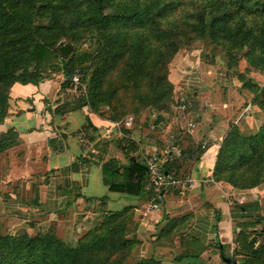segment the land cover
I'll use <instances>...</instances> for the list:
<instances>
[{
	"label": "trees",
	"instance_id": "obj_1",
	"mask_svg": "<svg viewBox=\"0 0 264 264\" xmlns=\"http://www.w3.org/2000/svg\"><path fill=\"white\" fill-rule=\"evenodd\" d=\"M62 40L73 44L67 57L57 50ZM196 41H207L221 50L227 68L253 93L261 115L255 131L239 126L230 129L221 143L213 178L233 191L257 188L264 183V85L251 74L264 75V0H0V127L15 84L37 86L56 73L64 80L58 105L48 108L53 117L86 106L114 122L133 115L134 129L150 126L151 113L157 114V122L161 112H176L172 104L181 100L170 80V69L179 53ZM210 53L216 61V52ZM241 61L243 72L239 71ZM75 74L80 77L76 97ZM85 128L94 131L90 124ZM4 131L0 154L20 143L15 127ZM117 142L127 162L102 157L104 183L112 192L152 196L144 160L128 154L137 145L127 138ZM201 152L190 140L180 156L163 162L164 172L180 178V168ZM159 157L163 159L162 153ZM91 161L79 156L72 170L79 171ZM107 199H90L100 201L101 213L94 227L75 242L61 238L54 228L32 233L20 227L12 232L0 218V264H169L157 255L130 263L129 257L140 244L136 236L139 219L133 208L108 210ZM236 209L234 252L222 253L223 259H230L227 264H264L260 200L237 204ZM189 217L169 219L157 239L183 237ZM180 259L183 264L201 263L189 251H182Z\"/></svg>",
	"mask_w": 264,
	"mask_h": 264
},
{
	"label": "crops",
	"instance_id": "obj_2",
	"mask_svg": "<svg viewBox=\"0 0 264 264\" xmlns=\"http://www.w3.org/2000/svg\"><path fill=\"white\" fill-rule=\"evenodd\" d=\"M215 60L211 61L203 49L181 51L169 76L181 100L172 104L176 112H161L157 122V114L151 113L150 126L141 129L133 128V119L129 125L117 126L86 106L53 117L48 108L58 105L61 85L54 80L37 86L15 84L8 115L0 127V134L15 127L20 140L5 153L8 171L0 176V218L8 230L15 232L19 226L32 223V229H56L62 238L64 233L81 235L101 213L100 201L90 199L107 197L108 210L133 208L139 219L136 236L140 244L130 263L157 255L171 264L180 259L182 251H189L199 256L200 264H227L222 253L229 256L234 252L236 205L259 199L263 209L264 190L233 191L216 182L213 171L230 129L239 126L255 131L261 115L253 103V93L227 68L224 57ZM244 69L240 64L239 71ZM251 76L264 84V75L254 72ZM182 101L188 105L185 112L178 108ZM87 124L94 131L86 130ZM121 138L137 145V150L128 154L140 160L156 152L162 153L164 161L174 159L190 140L200 146L201 154L192 155L187 166L180 168V178H191L192 186L165 190L161 209L143 216V206L153 198L150 194L141 197L112 192L103 181L102 157L114 156L127 162V154L117 142ZM79 156L92 161L74 171L72 163ZM183 215L190 216L183 237L157 239L169 219ZM177 264H183L182 259Z\"/></svg>",
	"mask_w": 264,
	"mask_h": 264
},
{
	"label": "built area",
	"instance_id": "obj_3",
	"mask_svg": "<svg viewBox=\"0 0 264 264\" xmlns=\"http://www.w3.org/2000/svg\"><path fill=\"white\" fill-rule=\"evenodd\" d=\"M73 82L76 85L80 84V77L79 74H75L73 76ZM179 109L182 110V112L186 111V104H182L178 106ZM131 120L126 121V125H129ZM117 126H121L119 122H115ZM190 127H194V125L190 124ZM205 147V145H203ZM148 175H149V186L153 192L152 201H150L148 204L144 205L141 213L143 216H148L156 211H159L161 209V201L163 194L165 190L167 189H182L185 190L186 188L192 186L193 180L191 178H175L167 175L162 167V164L164 162L163 159H160L159 153H152L144 160Z\"/></svg>",
	"mask_w": 264,
	"mask_h": 264
},
{
	"label": "rangeland",
	"instance_id": "obj_4",
	"mask_svg": "<svg viewBox=\"0 0 264 264\" xmlns=\"http://www.w3.org/2000/svg\"><path fill=\"white\" fill-rule=\"evenodd\" d=\"M193 49H203V51H205L206 52V54H207V56H208V58L211 60V61H213V57H210L211 56V51H215L216 52V54H217V59L219 58V57H221V55L223 56V53L221 52V50L219 49V48H213L212 46H210V44L207 42V41H196L191 47H188V48H186V49H183L182 51H184V50H193ZM224 57V56H223ZM225 61V60H224ZM240 64H244L245 65V63H244V61H241V63ZM51 80H54L55 82H57V85L59 86V85H61V83H62V81L64 80V77H63V75L62 74H55L54 76H53V78L51 79ZM26 85H29V84H26ZM32 85H34V84H32ZM262 85H264V84H262ZM83 88V90L85 89V87H82ZM11 92V91H10ZM59 93V92H58ZM58 93H57V96H58ZM80 94V91L78 90V86L77 85H74V93H73V95H74V97H76L77 95H79ZM55 95V94H54ZM9 96H10V94H9ZM54 97V96H53ZM133 115H129V116H127L125 119H123L122 121H119V123L121 124V125H125V123H126V121H129V120H132L133 119ZM1 131V130H0ZM246 132H249V131H246ZM9 161V158H8V156H6L5 154H0V176L3 178L4 176H5V174H7V162ZM259 187H261L263 190H264V183L262 184V185H260ZM262 203H263V211H264V194H263V199H262ZM7 227V226H6ZM23 227H27L28 229H29V231L30 232H37L38 231V229L36 230V229H32V227H29L28 225H25V226H23ZM94 227V225L90 228V229H92ZM20 228V226L17 228V229H19ZM7 229H8V227H7ZM58 234V233H57ZM77 234V236H76V238L74 237V238H72V236H75ZM76 234H74V233H72V234H67V233H64V238H66L65 240L66 241H69V242H75L81 235H83L82 234V232H81V235L79 234V233H76ZM80 235V236H79ZM60 236V235H59ZM62 238V237H61ZM63 238V239H64ZM72 239L71 241L69 240V239ZM136 250V249H135ZM135 250L132 252V254H131V256L129 257V261L132 259L131 257H133V253L135 252ZM132 261V260H131ZM137 261L135 260V262H133V263H136Z\"/></svg>",
	"mask_w": 264,
	"mask_h": 264
},
{
	"label": "water",
	"instance_id": "obj_5",
	"mask_svg": "<svg viewBox=\"0 0 264 264\" xmlns=\"http://www.w3.org/2000/svg\"><path fill=\"white\" fill-rule=\"evenodd\" d=\"M73 49V44L62 40L60 43L57 45V50L60 52L61 55L64 57H67ZM226 262H230V259L226 258Z\"/></svg>",
	"mask_w": 264,
	"mask_h": 264
}]
</instances>
